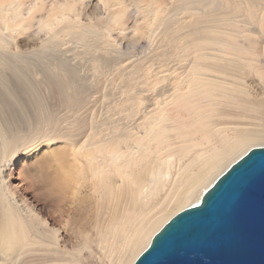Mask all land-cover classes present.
I'll use <instances>...</instances> for the list:
<instances>
[{
  "label": "rangeland",
  "instance_id": "1",
  "mask_svg": "<svg viewBox=\"0 0 264 264\" xmlns=\"http://www.w3.org/2000/svg\"><path fill=\"white\" fill-rule=\"evenodd\" d=\"M259 2L257 10L261 14L264 0ZM228 4V0H0V122L8 127H17L18 123L25 130L34 127L36 101L33 92H37L35 95L45 102V111L52 114L50 125L55 126L56 132L52 139L21 149L11 157L13 160L5 171L6 187L0 191V210L3 200L15 197L30 212L46 217L51 226L61 230L60 243L68 252L87 264H108L107 258L101 262L90 258L89 248L81 249L80 243L82 233H89L93 235L89 247L97 250L95 232L88 224L90 218L94 219V211L103 217L108 192L104 189L93 191L88 178L81 180V184H85L81 191L86 197V205L78 207V212L72 208V212L53 214L40 199L43 182L39 172L46 169L44 164L50 163L55 148L67 145L63 136L73 128L79 131L74 124L86 122L88 128L85 130L100 132L99 136L109 132L111 124H118L117 128L130 125L127 127L130 134L140 132L135 128L142 120L143 109L152 100H161L163 90H169L167 95L173 92L184 70L192 65L191 61L197 55H210L227 45L232 31H240L234 43L250 57L248 66L243 60L241 62L242 66L248 67V83H254V94L264 95V18L248 20V14L240 11L235 27L228 21L219 20L231 10ZM214 11L220 15L211 22L210 14ZM56 14L59 15L57 22H60L45 29L44 25ZM73 74L88 89L85 104L75 108L55 104L47 83L53 77L65 78ZM136 93L145 95L146 101L135 106ZM232 93L237 95L239 91ZM240 99L239 96L229 97L227 103L234 109L252 114L250 108L238 102ZM201 101L203 103L172 102L168 109V116L177 131L174 129L173 138L166 136L161 151L172 154L175 161L177 154L170 149L182 146L183 139L203 143L210 138L209 128L213 132L218 130L217 127L213 129L214 123L209 124L216 119L214 109L218 106L214 98L210 96ZM242 118L237 117L235 121H242ZM222 119L226 118H219ZM248 119L243 121H251ZM103 129L106 132L101 131ZM131 138V135L126 137V143H132ZM34 251L41 253L36 247ZM19 263L20 257L13 263L5 260L0 264Z\"/></svg>",
  "mask_w": 264,
  "mask_h": 264
},
{
  "label": "bare ground",
  "instance_id": "2",
  "mask_svg": "<svg viewBox=\"0 0 264 264\" xmlns=\"http://www.w3.org/2000/svg\"><path fill=\"white\" fill-rule=\"evenodd\" d=\"M259 1L228 0L231 10L226 13L224 9L226 15L219 20L228 21L235 26L240 11L248 14V20L262 19L264 9L261 14L258 12ZM215 11L210 14L211 22L216 21V17L220 15L219 11ZM57 14L43 24L45 29L60 22H57ZM239 33L240 31H232L228 44L219 47V51L210 55H197L191 61L192 65L184 70L179 84L176 87L172 85L175 89L169 95V90L162 89L161 100H152L147 106L145 103L146 107L140 114L142 120L135 128L140 132L132 131L130 134L127 130L130 125L119 124L120 128H117L118 124H111V127L108 124L110 131L107 133L105 128L101 131L106 134L99 136L100 132H87L85 128H88V124L82 122L73 125L79 131L72 127L73 131L63 136L67 143L65 147H57L52 151L50 163L45 162L46 169L39 172V178L43 182L39 196L50 213L72 212V208L78 212V207L86 205V197L81 191L85 184H81V180L87 178L93 191L104 189L109 194L103 217L100 218L94 211V219L90 218L89 224L86 222L95 232L97 250L89 247L93 235L82 233L80 236L81 240L83 236L81 249L89 248L90 258L97 262L107 258L108 264H133L138 255L148 247L154 234L173 215L199 203L204 192L230 165L251 148L264 145V95L258 96L257 92L254 94V83H248L249 70L241 62L243 60L248 66L250 57L246 56L242 47L234 43ZM47 85L48 92L53 97L51 99H55V104L60 106H82L86 96L88 97L87 87L84 88L82 80L74 74L65 78L53 77ZM236 90L239 91L237 95L232 93ZM36 93L33 92L36 101L33 118L36 124L31 126L34 127L28 126L29 129L25 130L18 123L17 127H8L9 125L0 122V191L6 187L5 171L13 160L11 157L21 149L52 139V134H56L55 126L50 125L52 114L45 111V102L42 103ZM137 96L135 106L146 101L145 95ZM210 96L218 107L214 109L216 119H212L209 124L214 123L213 129L217 127L218 130L213 132L209 128L210 138L207 137L203 143L195 144V141L183 139L182 146L170 149L177 154L175 161L172 154L161 151L165 147L166 136L173 138L174 129L177 131L168 116L171 103H203L201 99ZM237 96L241 98L238 102L250 108L252 114L228 105L227 99ZM150 101L151 99L148 102ZM221 103L223 105H219ZM188 106L191 107L189 104ZM222 117L226 119L220 121L219 118ZM237 117H243V120L249 118L251 121H235ZM130 135L133 142L126 143V137ZM157 153L163 155L160 157ZM3 202V209L0 210V263L5 260L13 263L14 259L20 257L19 264H87L66 250V246L60 243L61 230L51 226L46 217L30 212L15 197ZM72 204L75 207H71ZM34 247L41 253L35 252Z\"/></svg>",
  "mask_w": 264,
  "mask_h": 264
},
{
  "label": "water",
  "instance_id": "3",
  "mask_svg": "<svg viewBox=\"0 0 264 264\" xmlns=\"http://www.w3.org/2000/svg\"><path fill=\"white\" fill-rule=\"evenodd\" d=\"M133 264H264V146L173 215Z\"/></svg>",
  "mask_w": 264,
  "mask_h": 264
}]
</instances>
